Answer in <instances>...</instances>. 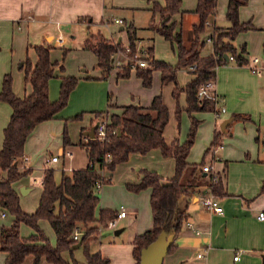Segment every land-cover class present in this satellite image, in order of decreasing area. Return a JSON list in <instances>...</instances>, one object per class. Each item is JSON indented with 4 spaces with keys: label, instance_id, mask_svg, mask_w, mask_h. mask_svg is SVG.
Instances as JSON below:
<instances>
[{
    "label": "trees",
    "instance_id": "16d2710c",
    "mask_svg": "<svg viewBox=\"0 0 264 264\" xmlns=\"http://www.w3.org/2000/svg\"><path fill=\"white\" fill-rule=\"evenodd\" d=\"M152 19L150 29L169 40L175 47L178 61L172 65L166 61L155 58L154 46L149 47V62L147 68H136V74L141 78L145 87L152 84L154 70L161 72L162 83H174L173 97L176 100V116L180 121L183 111L187 112L191 119L190 128L185 139L176 137L168 142L164 136V130L169 122V109L162 99V95L153 98L149 107L138 105H125L118 108L120 111L111 112L109 106L106 110L96 112L95 123L107 118L105 125V137H99L98 126L93 138L81 139L78 144L86 150L89 162L86 166L76 167L70 170L63 169L60 180H57L55 168L44 169L41 192L38 206L28 212L23 209L20 195L14 183L27 176L31 167L21 168V158L24 153L26 139L43 122L59 117L61 110L68 104L71 92L78 84V79L72 76L61 78L60 94L56 100L49 96V83L54 77L58 62L51 59V46L39 44L33 46L37 55L36 63L27 58L23 62L25 79L32 85L31 94L25 97L17 96L13 91V77L5 74L0 91V101L9 103L12 114L4 128V141L0 148V207L3 213H10L13 219L10 224H2L0 228V249L7 252V257L1 264H21L28 256L33 257V264H79L74 256L73 244L82 240L87 264H103L108 257L101 250L91 251L90 242L93 233L97 232L99 225L91 224L99 222L100 226H106L110 219L117 216L118 211L113 208H100L99 215L96 210L100 202L99 189L105 183L111 181L103 170H113L116 165L127 160L132 152L146 153L152 148H159L163 155L175 158V173L167 181L155 169L141 168L140 180L128 182L129 189L139 191L150 188V205L153 224L150 228L137 233L133 239L132 254L136 264H140L141 249L155 240L161 232L168 236L174 234V239L182 228L184 218L188 215L187 199L195 192L206 187H211L217 195L225 193L223 178L218 173L205 171V155L200 162H190L189 152L194 144L199 125L202 123L194 114L197 112H219V106L213 98L198 95L201 85L216 78L217 68L226 62L225 55L234 56L235 63L244 66L249 63L246 57L247 46H237V36L249 29H253L251 22H242L239 17L241 6L248 0H229L226 17L231 22L229 27L215 26L210 37L212 52L202 54L206 45L201 40V34L206 31L208 21L212 15H216L218 0H197L194 12L198 15V21L192 25L193 38L190 45L184 42L182 31H177V22L171 21L177 13H183L182 0H149ZM161 18L160 25L155 23L156 15ZM85 19V17L81 18ZM89 20V19H88ZM128 33L130 57L136 51L138 40L137 29L134 25L126 26ZM264 45V44H263ZM84 48L97 56V67L108 75L112 67V54L125 50L122 42H115L106 38L101 33L89 31L84 42ZM63 68V67H61ZM188 69L195 76L185 85L178 82V71ZM132 68L125 67L119 70V78L130 76ZM186 95V107L182 108L179 102L180 95ZM102 114L101 120H97ZM237 114L234 120L241 119ZM80 119L78 114L74 117ZM246 118V117H244ZM120 130V132H119ZM225 132L216 130L211 144L207 147L209 152L214 146L222 144V136ZM64 144L71 143L67 131L64 132ZM186 199L182 205V200ZM47 218L55 232L56 242L53 244L40 226L39 220ZM25 222L33 228L29 235L20 232V224ZM81 232L78 239H74L76 230ZM176 246L171 243L169 250ZM69 250L71 258L63 256V252ZM45 262V263H43ZM179 264H186L181 262Z\"/></svg>",
    "mask_w": 264,
    "mask_h": 264
},
{
    "label": "crops",
    "instance_id": "0c3cea01",
    "mask_svg": "<svg viewBox=\"0 0 264 264\" xmlns=\"http://www.w3.org/2000/svg\"><path fill=\"white\" fill-rule=\"evenodd\" d=\"M228 1L229 0L218 1L219 9L222 12H225V8L227 11ZM147 2L149 3L150 1L147 0ZM248 2H250V0H248L247 3L240 8V20L242 22L252 23L254 28L249 29L250 31L261 30L264 34V20L257 22L256 20H253V17L245 20L247 18L242 16V11L247 8L246 5ZM256 2H260L264 9V0H256ZM137 4H140L139 1ZM196 5L197 0H189V3L186 0H182V9L184 12L175 14L171 19V21L177 22V31L181 30L183 34V19L185 17H188L187 19L189 22L193 21L190 23L191 28L192 25L198 21V15L194 12ZM130 6L134 5L132 3H118L115 1L110 5L106 2V0H0V91L2 89V83L5 74L10 73L13 77L14 93L19 97H25L31 94L32 85L26 81L25 72L21 71L23 70V60L29 48L34 50L33 46L35 45L48 44L51 47L62 50L63 53L70 50V48L65 46V44L69 42L68 34L72 31L81 30L83 28L86 30V35L83 37L81 44L78 45L79 47L74 48H81L88 53L90 52L93 56V63L89 67L83 68L79 75H74L70 72H67L63 59H59L51 55L52 61L58 62V65L55 68L54 77L49 83L50 99L56 100L58 98L59 86L63 76L75 77L78 79V84L71 92L69 103L66 105L67 108H65V111L66 109L73 107V109L76 111L83 109V112H89L91 115L89 125H87L86 121H82L83 115L80 119H76L79 121L77 123L79 135L75 138L69 137L71 140V143L69 144H64L63 140V134L66 129L65 124L63 131L61 132L62 143L57 144V152L51 151L45 156V158H47L51 155H58V159L53 160L52 162H58L63 159L62 170H70L72 168L83 167L88 164L89 158L85 149L84 152L86 153V162L81 164V166L69 164V166L66 167L64 158L66 155L69 157L72 156L74 149L77 148L74 146L79 145L78 142L81 139H86L89 137L87 132L91 129L93 122H96L94 119L96 117L97 111H101L103 109L106 110L110 105L114 106L109 109L111 112L120 111L115 106L120 107L133 104L142 107H149L153 98L157 95H163L161 91L165 86L168 85L170 86L171 96L173 97L172 92L174 83L169 82L163 84L161 72L159 70L153 71L159 72L158 74H160V80L158 76L157 82L153 83L152 87H145L141 78L137 76L136 72H132L131 76L135 73L137 79L134 82H131L132 93H128L130 94V99H125L124 102L126 103H118L119 100L117 99L116 94L114 95L112 92L113 86L118 85L120 80L129 79L131 76L127 78H119L117 75L119 70L114 68L108 75H105L104 71L97 67V56L93 52L84 48V42L88 37L89 31H92L93 33L99 32L104 36H107L104 34L103 30L110 29L111 25L119 26V31L126 32L128 39L126 26L129 24L134 25L133 22H128L124 17H115L107 14V11L117 8H129ZM151 7L152 4L149 9ZM216 15L213 21H211V19L208 21V26L212 28V31L215 26L229 27L231 25L230 21L228 24L225 22V19L222 18H219L218 21L219 23L225 25L218 24ZM157 16L159 17L161 23L160 15L157 14ZM83 17H85V19H81ZM114 19H122L123 23H117L114 21ZM110 33L111 37L107 36L108 39L114 40L115 42H122L124 46L129 44V41L124 44L122 37L116 38L112 36V32ZM263 36L264 35H262V37ZM243 43L247 45V42ZM248 55L249 53L247 48V59L250 61L251 58L256 57L251 56L250 58ZM155 58L157 57L155 56ZM36 61L37 55L32 63H36ZM21 63L22 65L20 66ZM231 63L232 62H227L219 66L217 68V75L215 78V93L219 97L223 98L224 101L221 103V105L225 107L226 111L221 112L220 114H214L211 112L216 120H220L223 114L228 112L229 114L226 115L225 118L233 117V120L226 126L225 134L231 131L230 127L235 121V115L245 114L246 116L247 114H251L257 121L261 122L262 112L264 113V79H259L258 76L261 75L256 76L255 73L251 72L248 65L239 66L237 64L233 65ZM179 73L185 74V76L183 75V80L181 82L178 81L180 85L187 84L195 76L188 69H180L178 71V74ZM106 80H109V82ZM113 81H115V85ZM105 97L106 108H103V100ZM173 99L176 105V100L174 97ZM181 101L184 102L183 106L181 107L185 108V93H183ZM79 112H76L74 115L79 114ZM11 114V105L5 101H0V148L2 147L4 141V128L8 124ZM194 115L198 119L202 120V123L198 128L201 129L200 127L203 125L205 117L208 114H206V112H197ZM189 120L191 122L190 118ZM48 121L39 123L26 139L24 153L21 158V168L26 166L31 167L32 170L27 176H24L14 183L15 188L18 190L19 195L21 196V193H27L33 188V183L37 181L38 177L41 184L38 202L43 190L42 178L44 169L51 166L47 162L46 166L42 168L41 173L39 175H35L33 172L34 166L31 162L32 160H30L31 156L29 154L30 152L32 153V148L34 147L32 145L33 143H35V145L37 144L41 145V147L43 146L47 148L49 146L48 141L51 139V137L61 130L60 123ZM190 124L188 130L190 128ZM54 127H56L55 132L53 131ZM166 128L164 130V136L168 142L176 137H179L178 135L180 132H178V134L172 139H168L166 137ZM262 141H264V139H262ZM219 146L214 147L213 150H211L212 156L210 160L205 161V163L211 165L214 169L212 161H214V158L216 157V151L219 148L224 151V155L226 157L225 165L223 166L222 170L215 169L222 176L225 186V193L221 196L218 195L219 200L223 205V211L217 212L204 207L199 200L200 190L193 192L188 199L184 198L182 200V205L185 204L186 199L188 200V215L184 218V220L191 221V224L187 225L186 222H183L180 232L174 239L176 246L172 251H168L165 254L163 264H179L181 262H185L186 264H264V218H260L258 216L259 212L264 209V144L262 145L263 149H258L256 152L252 153L249 152L248 154L243 155V157L242 152L238 154L235 153L233 145L230 142H225L220 147ZM41 147L36 148L41 149ZM155 150H158V148H152L146 153L132 152L127 160H123L117 164V169L120 168L118 166H122L121 164H125L124 166L126 167L132 158H139L134 156L144 157L151 154L152 152V154L159 152ZM191 150L188 155V160L190 162H197L196 159L190 158ZM164 157L171 159L172 161L168 159V162L172 164V167L174 165L172 173L169 172L168 174L164 175L161 171H159L163 176V180L167 181L175 173V158L172 156ZM139 178L140 176L137 174L136 178H129L127 182H136L139 180ZM21 187H25L24 192H21ZM101 188L99 189V195ZM150 192L151 189L149 188V202ZM103 207L108 206L101 205L100 208ZM121 208L126 209V215L120 218L127 217L129 211L123 204H120L116 210L119 211ZM4 215L7 214L4 213ZM8 215H10L11 220L7 224H10L13 216L11 214ZM96 215H99L97 210ZM41 219L39 220V224L40 222L42 223ZM91 224L93 225L94 223ZM152 224L149 227L143 229L137 228L134 233L132 232L133 234L130 240L132 249L134 236L137 233L150 228ZM116 225L109 227L116 228ZM99 230L101 231V228ZM99 230L96 233L99 235V239H101ZM33 231L34 230L32 228L28 234L23 235H29ZM122 231L123 227L116 228L115 234H120ZM47 235L49 238L51 237L48 231ZM53 235L56 237L55 232L52 233V236ZM92 237H95L93 238L94 240L96 238L98 239V236L95 233H93ZM102 242L103 241L100 240L99 244L93 248V251L101 250L102 252ZM199 253L201 254L199 255ZM236 255L237 257H235ZM6 257L7 252L0 249V263H3ZM26 262L28 264H33V257L28 256ZM128 264H136L135 258L133 261L128 262Z\"/></svg>",
    "mask_w": 264,
    "mask_h": 264
},
{
    "label": "rangeland",
    "instance_id": "374dc122",
    "mask_svg": "<svg viewBox=\"0 0 264 264\" xmlns=\"http://www.w3.org/2000/svg\"><path fill=\"white\" fill-rule=\"evenodd\" d=\"M114 1L118 3H132L134 5V6H130L129 8H117L107 11V14H110L115 17H124L128 22L132 21L133 24L136 26L138 40L136 41V51L134 52L132 57L129 56L130 60L135 61V59L139 57L147 58L149 46L155 45L154 54L157 58L166 60L172 65H176L177 53H176V49L174 50L175 48L174 45L169 40L165 39L159 33L154 32L149 27V24L152 19V12L149 9V7L151 6L152 2L150 1L148 3L147 0H142V1L141 0H106V2L109 3L110 5ZM138 1L140 4H137ZM158 1L162 2V0H158ZM186 1H188L189 3V0ZM246 6L247 8L242 11V16L247 18L245 20H248L252 17L253 20H256L257 22H259L260 20H264V9H263V5L260 4V2L257 3L256 0H250V2H248ZM187 18L188 17H185L183 19V37H184V42L187 45H190V41L192 40V28L190 26V23L193 21L189 22ZM214 18L215 16L212 15L210 17L211 21H213ZM216 18L218 24H221L218 21L219 18L225 19V22H227L228 24L230 23L229 20L226 18V8H225V12H222L219 9V5H218V13L216 15ZM155 23L157 25H160V20L157 15L155 18ZM221 25H225V24H221ZM103 31L104 34L109 37H111L110 32L113 33L112 34L113 37L116 38L122 37L124 44L128 42L126 32H120L119 26L117 25H111L110 29H104ZM211 33H212V28L210 26H207L206 31L203 34H201V40L206 41V45L202 49L203 55H208L212 52V43L208 37L211 35ZM68 35H69V42H67L65 46L67 48H70V50L62 53V50L52 47L51 55L53 57L63 59L67 72H70L71 74L74 75H79L83 68L89 67L93 63V56L90 52L88 53L81 48H77V49L74 48V47H79L78 45L81 44L83 37L86 35V30L84 28L81 30H75L70 32ZM262 35L264 34L261 30L243 31L237 36L235 41L236 45L241 43L239 46L245 44L243 42H247L246 46L248 48V53H249L248 56L250 58L251 56H256L260 59L259 65L262 67V75L258 76L259 79H264V45H263L264 36L262 37ZM154 37H155V41H154ZM31 49L32 48H29L23 61H25L27 58H29L32 62L34 61V59L36 58V54L34 50ZM130 53H131V49L127 54ZM119 58L123 61H126V59H128V57L124 55H121ZM231 64L234 65L236 63L234 61ZM136 68H133L131 73L136 72L135 70ZM120 70H122V68H120ZM21 71L24 72V70ZM158 73H159L158 71L153 72L152 84L150 87L153 86V83L157 82L158 76L160 80V74ZM183 75L185 76L184 73L178 74L179 82L183 80ZM136 79L137 77L136 74L134 73L129 79L120 80L118 85H115V81H113L115 86H113L112 92L114 93V95L116 94L117 99L119 100L118 103L119 102L126 103L124 102L125 99L127 98L130 99V94L128 93H132L131 82H134ZM106 81L109 82V80ZM60 86H59V94H60ZM161 92L163 94L162 99L169 109V122L166 128V137L168 139H172L175 135L178 134V132H180V134L178 135L180 139H185L190 124L188 114L185 111H183L181 114L180 121H178V118L176 116V105L173 97L171 96L170 86L169 85L165 86ZM182 95H180L179 98L181 106H183L184 104V102L181 101ZM103 103H104L103 108H106V97L104 98ZM221 106L222 105H220V107ZM65 108H67V106H65L61 110L59 118L48 121V122L50 121L58 122L60 123L61 126V130L57 134H54V136L51 137V139L48 141L49 146L46 148L43 146L41 147V145H37V144L35 145V143L32 144L34 147L32 148V153L30 152L29 155L31 156L30 160H32L31 162L34 166L33 172L35 175H39L42 171V168L46 166L47 161L45 160L47 158H45V156L49 154L51 151L57 152V144L62 143L61 132L63 131L65 124H66L65 127L67 129V133L70 138L73 137L75 138L79 135V129L77 124L79 121H77L74 118L76 115H78V114L74 115L76 112L80 111L79 114L81 116L83 115L82 121H86L87 125L90 124L91 115L89 114V112H83L82 111L83 109L76 111L73 109V107H70V109H66L65 111ZM213 113L215 114V112ZM206 114L208 115H206L205 121L203 125L200 127L201 129H198L197 131L196 138L190 153V158L196 159L197 162H200L204 155H205V161L210 160L212 156L211 150H213V148L210 150V152H206V148L211 144L215 131L220 130V124L222 123L221 121L227 119L225 117L226 115L229 114V112L224 113L220 120H216L211 112H206ZM240 115L246 118L242 117L241 119H237L233 122V124L230 127L231 131L227 134L225 133L223 134L222 144L225 142H230L233 145L235 153L238 154L242 152V157H243V155H246L249 152L252 153V152H256L258 149L259 150L263 149L262 145L264 144V141H262V139L264 134V113L262 112L261 122L257 121L255 117L251 114L250 115L247 114L246 116L245 114H240ZM101 118H102V114L98 115L97 120H101ZM53 131L54 132L56 131V127L53 128ZM35 146L41 147V149L36 148ZM217 146L218 145L214 147ZM74 147L77 148L74 149L73 155L70 157L66 155L64 158V163L66 167L69 166V164L74 166L75 165L81 166V164H84L86 162V153L84 152V148L83 147L81 148L79 145H75ZM219 149L216 151V157L214 158V161H212L214 171L218 169L222 170L226 162L224 151ZM155 151H159V152L154 154H152L153 153L152 152L151 154L144 157L134 156L139 158H132V159L130 158L131 160L126 165V167L124 166L125 164H121L122 166H118L120 167L119 169H117V165H116L115 168L117 170L115 168L113 170H110L108 168L104 169L105 171L103 170L105 176L111 177L112 179L109 183L104 184L101 188L100 191L101 202L97 207L98 213L100 211L99 208L101 207V205H107L108 207L117 209L120 206V204H123L129 211L127 217L118 218L116 228L123 227V231L120 234H115L116 228L109 227V222L107 223L106 226L101 225L103 227H100L99 222H94L95 225L97 224L99 225V229L101 228V231L98 229L100 231L101 239H99V235L95 232V234L98 236V239L96 238L95 240L94 239L91 240L90 250L93 251V248H95V246L99 244L100 240L103 241L101 244L102 253L103 255L109 258V261L103 264H128V262L133 261L134 257L132 254V246L130 242L132 234L135 232L137 228L143 229L149 227L153 223L152 211L149 202V188L147 187L139 191H134L129 189L126 184L128 183L127 180H129V178H136L137 174H139L140 176V170L141 168L144 167L153 168L158 172L161 171L162 174L164 175L168 174L169 172L172 173L174 165L172 167V164L168 162L169 158H165L164 157L165 155L162 154L159 148L158 150ZM169 160L172 161L171 159ZM49 164L51 167L55 168L56 178L57 180H60L61 170L63 167V159H61L58 162L51 161ZM31 181H32V177H31ZM40 185H41L40 180L37 177V181L33 183V188L27 193H21L20 202L25 210L27 211L35 210L38 202V197L41 191ZM3 212L4 211L0 208V226L2 224H7L11 220L10 215H8L10 213L5 212L7 215H4ZM41 220H42V223L40 222L41 227L44 228L46 233L47 231L49 232V234L51 235L50 237L51 242L54 244L56 242V237H54V235L52 236L54 230L49 220L47 218H42ZM31 230L32 227L29 224L25 222H22L20 224V232L22 234H28ZM84 250L85 249L83 246H78L77 248L74 249V256L77 258L79 264H87V259ZM63 256L67 259H70L71 254L69 250H65L63 252ZM27 259L28 257L21 264H28L26 262Z\"/></svg>",
    "mask_w": 264,
    "mask_h": 264
},
{
    "label": "built area",
    "instance_id": "2783aa9c",
    "mask_svg": "<svg viewBox=\"0 0 264 264\" xmlns=\"http://www.w3.org/2000/svg\"><path fill=\"white\" fill-rule=\"evenodd\" d=\"M114 21H116L117 23H123L122 19H114ZM209 40L211 41V38H209ZM130 47L129 45L125 46V50L123 51H117L114 54H112V67L114 69L120 70V68H122V70L127 67L130 66L131 68H135V67H141V68H147L149 67V62L146 58H142L139 57L137 59H135V61L130 60L129 54H127L130 51ZM121 55H124L126 57H128V59H126V61L121 60L119 57ZM235 58L234 56H228V59L226 60V62H234ZM260 59L258 57H253L249 63L247 64L251 71L253 73H255L256 75H262V67L259 65ZM198 95L200 97L206 96L208 98H213L214 100H216L218 106H219V112L216 114H220L221 112H225L226 109L225 107L221 106L220 107V103L223 102V98L219 97L216 93H215V79L212 78L206 82H204L201 85V88L199 90ZM107 122V118H103L101 121H99L98 123V131H99V137L102 139L105 137V125ZM263 139H264V134H263ZM222 144H220L221 146ZM58 159V155H51L49 157H47L46 161L48 163H50L53 160H57ZM203 169L205 171H208L210 173H213L215 177L218 176L217 171H214L212 166L205 163L203 165ZM199 200L201 202V204L213 211H217V212H221L223 211V205L221 204L220 200H219V196L217 194H215L212 190L211 187H206L205 189H202L199 191ZM126 215V209L121 208L118 213L117 216H115L114 218L109 220V226H115L117 224L118 218L123 217ZM258 216L260 218H264V209H262ZM186 222L187 225L191 224V221L189 220H184V223ZM81 232L77 229L74 234L73 237L74 239H78L80 237ZM201 253H199L200 255ZM237 257V255L235 256Z\"/></svg>",
    "mask_w": 264,
    "mask_h": 264
},
{
    "label": "water",
    "instance_id": "95a60500",
    "mask_svg": "<svg viewBox=\"0 0 264 264\" xmlns=\"http://www.w3.org/2000/svg\"><path fill=\"white\" fill-rule=\"evenodd\" d=\"M225 59H228V55H225ZM22 63L20 64V66ZM233 120V117L224 119L220 124V128L223 132H226V126ZM98 126L96 123L88 132L87 135L91 138L95 136V129ZM120 132V130H119ZM25 187H21V191L24 192ZM174 234L166 235L165 232H161L160 235L141 249L140 264H163L164 256L168 252L171 243L174 240ZM80 239L73 244L74 248L81 245Z\"/></svg>",
    "mask_w": 264,
    "mask_h": 264
}]
</instances>
